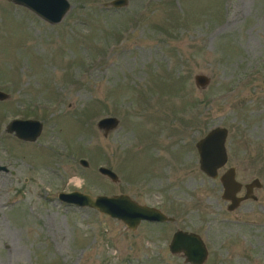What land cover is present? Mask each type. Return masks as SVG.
I'll use <instances>...</instances> for the list:
<instances>
[{"label":"rangeland","instance_id":"rangeland-1","mask_svg":"<svg viewBox=\"0 0 264 264\" xmlns=\"http://www.w3.org/2000/svg\"><path fill=\"white\" fill-rule=\"evenodd\" d=\"M69 1L50 23L0 0V264H186L165 247L171 225L130 229L59 199L74 189L126 193L176 212L179 227L198 219L202 264H264V0ZM107 115L118 124L105 132L97 120ZM14 117L41 120L37 139L5 131ZM217 125L236 147L229 163L262 182L260 197L221 213L205 201L223 203L221 186L205 178L190 219L163 181L203 177L195 141Z\"/></svg>","mask_w":264,"mask_h":264},{"label":"water","instance_id":"water-1","mask_svg":"<svg viewBox=\"0 0 264 264\" xmlns=\"http://www.w3.org/2000/svg\"><path fill=\"white\" fill-rule=\"evenodd\" d=\"M13 3L23 5L33 11L35 14L50 23H56L62 19L70 8L69 0H10ZM128 0H110L104 4L112 6H123ZM195 83L204 86L209 81L207 75L196 73L194 75ZM9 97V93L0 89V99ZM118 124V117L103 116L97 120V126L107 132ZM42 129V121L37 118H19L15 117L8 121L5 131L13 132L22 140H36ZM227 129L224 126H215L211 128L197 142L200 152V167L206 173L214 175L217 167L226 160L225 138ZM81 163L87 165L86 159L81 158ZM6 165L0 164V169H6ZM99 171L111 178L117 180V174L105 165L99 166ZM223 196L231 200L229 209H233L238 202L235 192L240 188V183L234 178L232 169L226 171L222 178ZM256 185L259 186V180L246 184L247 192L241 198L250 197V190ZM60 200L73 203L79 206H89L105 213L109 216L121 219L130 229H135L141 220H164L166 215L154 206L139 203L126 193L118 194H91L78 189L71 191H60L58 193ZM172 251L183 250L187 260L192 264H202L206 258L207 251L202 239L195 233L185 231H176L170 242Z\"/></svg>","mask_w":264,"mask_h":264},{"label":"flooded vegetation","instance_id":"flooded-vegetation-1","mask_svg":"<svg viewBox=\"0 0 264 264\" xmlns=\"http://www.w3.org/2000/svg\"><path fill=\"white\" fill-rule=\"evenodd\" d=\"M23 118H26V117H23ZM227 132H228V130H227ZM202 137H200V138H202ZM200 138H198L195 141V147H196V151H197V155H198V158H197L198 167H199V170H201L204 173L203 177H201L199 179H196L194 177H190V178H187L185 180H182L183 178L181 177V178H178L179 180L176 179V178L174 180V179H171L170 176H167V177L165 176V179H164L163 183H166V184L162 185L163 186L162 193L166 192L168 198L170 197L171 194L176 196V197H179L180 201L185 206V208L183 210H186V212H184V213L185 214L187 213L188 217H189L190 214H194V216H195V214L196 215L198 214L197 207H199V204H200V193H202V191H200V190L205 187V185H204L205 184V178L208 181L211 182L209 184V186L207 187L208 189H211V188L215 187L217 182L221 186L220 187V189H221L220 196L222 198L223 203H220L218 198H211L210 193H206V195H205V201L208 202V203H213L214 202L216 204L215 207L218 208V211L221 212V213H226L227 214V212L228 213L229 212H233L234 210H236L237 207H240V205L243 204L247 200H257L260 197L259 192H258L259 190L257 188L262 186V182L260 181V179L257 176L250 177V178H245L246 175L241 173V170L243 168L240 169V166H238L237 162L229 163L230 160H231L232 154H237V153L233 151V150L236 149V147L228 146V145L226 146L227 134H226V138H225L226 160H225V162L222 165L217 167L216 173L214 175L206 173L200 167V152H199V149H198V146H197V142L199 141ZM156 157L158 158V154H157ZM229 169L233 170L235 180L240 183V188L235 192V196L238 198V200H237L238 202H236L237 204L235 205V207L233 209H229V205L232 203L231 200H229V199H227V198H225L223 196L224 187H223V184H222V178H223L224 173L226 171H229ZM254 179H258L260 185L259 186L254 185L252 187V189L250 190V195H251L250 197L241 198L247 192L246 184L251 182V181H253ZM180 193H182V194H180ZM133 199H135V198H133ZM148 205H150V204H148ZM224 205H225L226 212L223 209ZM150 206H154L155 208H157L160 211H162L166 215V218L164 220H147V219L146 220H141L139 222V224H141L142 222H148V223H161L163 225H167L168 224V225L172 226V229L169 232L170 233V237L169 238H167V236H166L168 234L166 232L168 228H165V230H164L165 245H166L165 247L168 249V253H169L170 257L175 258V259L180 260V261H183L186 264H192L189 260H187L186 255H185L183 250L172 251L171 248H170V242H171V240L173 238L174 233L176 231L180 230V231H185V232H189V233H195L202 239V241H203V243L205 245L206 251H207V255H206V258L204 260V261H206L208 255H209V253H208L209 251H208L207 242L205 241L204 238L208 239V232H204V234H202L199 231L198 228H199V226H202V224L199 221H197L198 219L191 220L192 221V223H191L192 225L189 223L185 227H179L177 225L178 219H179V215H177L176 212H173L171 210L165 212L164 210H162L161 208H159L156 205H150ZM190 219H192V218H190ZM225 219H226V216H221L220 217V221H222V222ZM217 220L219 221V219H217ZM258 227H261V225L258 226ZM261 232H262V234L258 235V239H259L260 242L264 243V227L261 228ZM230 239H231V237L227 236L226 241H229ZM175 255H176V257H175ZM204 261H203V263H204Z\"/></svg>","mask_w":264,"mask_h":264}]
</instances>
